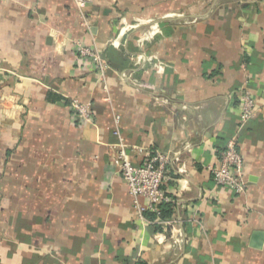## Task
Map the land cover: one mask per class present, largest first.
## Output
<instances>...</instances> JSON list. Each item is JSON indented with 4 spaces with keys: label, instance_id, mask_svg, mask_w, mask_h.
Listing matches in <instances>:
<instances>
[{
    "label": "crops",
    "instance_id": "1",
    "mask_svg": "<svg viewBox=\"0 0 264 264\" xmlns=\"http://www.w3.org/2000/svg\"><path fill=\"white\" fill-rule=\"evenodd\" d=\"M77 40L129 56L108 62L110 100ZM140 52L153 60L137 66ZM246 80L259 110L240 126ZM72 98L93 102L91 122ZM118 129L171 157L166 220L189 238L177 253L111 164ZM234 134L247 191L212 193L209 166ZM0 264H264V0H88L84 13L0 0Z\"/></svg>",
    "mask_w": 264,
    "mask_h": 264
},
{
    "label": "built area",
    "instance_id": "2",
    "mask_svg": "<svg viewBox=\"0 0 264 264\" xmlns=\"http://www.w3.org/2000/svg\"><path fill=\"white\" fill-rule=\"evenodd\" d=\"M74 1L78 9L84 13L88 0ZM153 29L158 30L159 28L155 26ZM148 35H150V32H148ZM73 46L76 49V55H78L82 61L94 66L99 76L98 80L100 82L102 80L105 81L103 77L107 74L110 65L99 49L93 48L82 40L74 41ZM138 60L137 66L141 64L143 66L146 62L152 61L153 57L140 52L138 54ZM157 63L161 64L162 62L158 61ZM121 75L123 80H130V75L126 73V71H123ZM104 81L102 82L104 83V91L107 92L106 100H110L108 85H106ZM132 83L138 89H152L151 85L146 82L134 80ZM238 98L240 105V126H243L251 118L255 117L259 110L257 97L252 91L249 80H246L242 84L238 91ZM93 107L92 101H80L77 98L71 99V108L80 123H87L93 120ZM115 134L118 136L119 140L116 144L111 145L114 150L111 156V164L125 179L130 194L134 197V206L139 217L144 220V216L147 212H153L159 216L161 203L171 199L164 189L171 157L168 153L157 148L129 144L122 136L119 129L115 131ZM131 152L145 156L144 162L142 164H135ZM243 165V156L238 149L237 134H234L228 140L226 148L221 152L219 163L209 166L214 182V190L212 193H218L223 189L229 190L236 195L246 193L247 182L243 173ZM139 198H143V201ZM193 221L198 222V224L200 223L197 218ZM173 222L174 221L171 219L166 220L160 218L158 223L162 226L169 227V229L167 228L168 235L159 233L155 235V239L157 242L161 243L168 236L177 253L178 250L189 243V238L186 232L176 228Z\"/></svg>",
    "mask_w": 264,
    "mask_h": 264
},
{
    "label": "trees",
    "instance_id": "3",
    "mask_svg": "<svg viewBox=\"0 0 264 264\" xmlns=\"http://www.w3.org/2000/svg\"><path fill=\"white\" fill-rule=\"evenodd\" d=\"M106 58L110 65H112L117 70H124L125 68L129 67V56L122 52H117L112 48H107L105 52ZM144 70H139L135 74L141 75ZM175 210V203L174 199H170L169 201H165L160 205V214L159 217L162 219H168L172 216ZM157 215V214H156ZM158 216V215H157Z\"/></svg>",
    "mask_w": 264,
    "mask_h": 264
}]
</instances>
